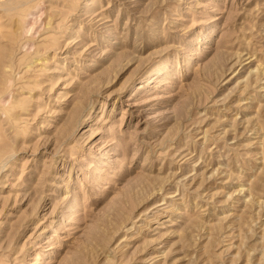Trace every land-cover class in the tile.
<instances>
[{
  "label": "rangeland",
  "instance_id": "rangeland-1",
  "mask_svg": "<svg viewBox=\"0 0 264 264\" xmlns=\"http://www.w3.org/2000/svg\"><path fill=\"white\" fill-rule=\"evenodd\" d=\"M0 264H264V0H0Z\"/></svg>",
  "mask_w": 264,
  "mask_h": 264
},
{
  "label": "bare ground",
  "instance_id": "bare-ground-1",
  "mask_svg": "<svg viewBox=\"0 0 264 264\" xmlns=\"http://www.w3.org/2000/svg\"><path fill=\"white\" fill-rule=\"evenodd\" d=\"M41 6H42V5H40V7H41ZM41 9L43 10V7H41ZM21 16H22V15H21ZM21 16H20V17H21ZM31 28H32V26H30V27L28 28V27H26L25 25H22V26H21L22 33L29 31ZM33 28H34V27H33ZM33 28H32V29H33ZM35 31H36V30H35ZM15 35H16V34H15ZM38 59H39V58H38ZM35 60H36V59H35ZM1 98H2V97H1ZM4 98H6V97L3 96V99H4ZM3 99H2V100H3ZM4 101H5V99H4ZM62 118H64V117H62ZM67 118H68V117L65 118V121L67 120ZM78 123H79V120H78L77 123L73 126L74 129H76V127L78 126ZM3 165H5V163H4ZM3 165H2V166H3Z\"/></svg>",
  "mask_w": 264,
  "mask_h": 264
}]
</instances>
